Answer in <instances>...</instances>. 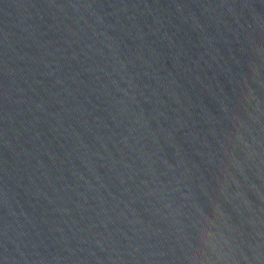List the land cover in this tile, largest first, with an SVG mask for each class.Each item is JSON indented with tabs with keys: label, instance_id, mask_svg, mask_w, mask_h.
<instances>
[{
	"label": "water",
	"instance_id": "95a60500",
	"mask_svg": "<svg viewBox=\"0 0 264 264\" xmlns=\"http://www.w3.org/2000/svg\"><path fill=\"white\" fill-rule=\"evenodd\" d=\"M0 264H264V0H0Z\"/></svg>",
	"mask_w": 264,
	"mask_h": 264
}]
</instances>
